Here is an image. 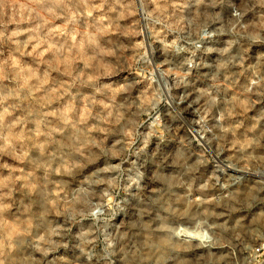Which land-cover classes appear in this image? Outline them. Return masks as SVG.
Instances as JSON below:
<instances>
[{
  "label": "clouds",
  "instance_id": "obj_1",
  "mask_svg": "<svg viewBox=\"0 0 264 264\" xmlns=\"http://www.w3.org/2000/svg\"><path fill=\"white\" fill-rule=\"evenodd\" d=\"M188 7L187 0H0V264H14L18 238H31L40 257L51 256L53 237L63 239L65 231L81 241L86 264L98 242L115 258L110 264H184L181 254L195 256L196 264L264 262V197L240 204L231 194L219 200L206 194L219 177L204 158L206 145L215 142L216 161L244 168L257 160L256 149L264 147V115H258L264 74L244 56L235 61L237 78L219 82L232 93L223 110H214L218 97L210 104L175 87L190 73L172 67L169 53L194 56L188 45H201L191 35H215L188 19ZM232 16V31L251 28L252 44L264 43V0H248ZM173 110L194 122L195 136L173 119ZM170 137H187L184 146L195 156L187 172L203 180H192L177 198L169 193L182 185L169 181L165 192L147 164ZM227 167L237 171L231 162ZM139 193L150 205L142 231L121 229L123 204ZM37 196L44 199L41 215L63 223L33 236V218L21 221L16 212L30 210ZM56 251L64 254L61 246Z\"/></svg>",
  "mask_w": 264,
  "mask_h": 264
},
{
  "label": "rangeland",
  "instance_id": "obj_2",
  "mask_svg": "<svg viewBox=\"0 0 264 264\" xmlns=\"http://www.w3.org/2000/svg\"><path fill=\"white\" fill-rule=\"evenodd\" d=\"M187 3L189 5L186 10L188 19L195 17L196 23L206 25L205 30L207 32H215V35L200 40L193 33L190 38L196 40L201 45L200 49H195L194 45H188L190 49L195 51L194 56L190 52H181L178 55L175 52L169 53L172 67L182 72L190 73L186 78H177L174 85L178 88L194 91L196 95L208 100L210 104L212 97H218L219 104L214 110H223L225 101L230 99L232 93L227 91L219 82L224 81L226 76H230L233 79L237 78L240 69L237 67L235 61H238L241 56L246 58V65H258L260 72L264 74V56L259 55V53H264V43L252 44L251 37L248 34L252 31L251 28L248 30V33L239 28L237 31H232V25L236 19L232 16V12L243 11L248 0H187ZM249 48L252 49L251 52ZM225 49H228V51H225ZM233 57H235L234 61ZM188 59H191L193 62L191 68L185 62ZM229 61L232 62L229 63ZM250 74V72H247L244 76L239 77L241 85L247 83V76ZM85 91H88V89H85ZM209 93L211 95H208ZM258 115H264V113H258ZM172 116L173 119L182 120L184 127L191 128L193 136L197 134V127L194 122L185 120L176 110H173ZM176 131L179 132V129ZM175 139L179 140V146L171 152L167 151L166 146ZM186 139L187 137H170L164 144L159 145L155 152H150L147 160V164L156 169L152 179L159 182L165 192H168L167 184L169 181L173 185H182L181 188H172L169 195L175 193L173 198L187 193L192 180L195 179L197 183L203 182L202 179L198 178L195 170L192 173L187 172V165L193 163L195 156L190 145L184 146ZM206 149L204 158L212 159V162L215 164V175L219 177V183L215 180L212 181V184L215 185L214 188L205 189L206 194L216 195L218 200L226 194H231L235 197L236 202L240 204L245 203L249 197L257 194L260 197H264V191H259V189H264V147L256 149L254 155L257 157V160H254L250 167L244 168L236 164L235 161L223 159L216 161L214 159L217 151L215 142L207 144ZM195 155H200V153H196ZM144 162V158L142 157L141 163ZM230 162L237 169L236 172L228 169L227 165ZM195 167L199 168L200 165H196ZM166 168H172V173H167L165 171ZM224 183H228L229 187L226 189L221 187ZM253 185H255V188H252ZM193 192L194 194H201L195 190ZM226 202L224 201V203ZM27 204L28 201L25 200L24 205ZM149 206V201L144 197L143 193L130 195L128 202L123 204L125 209L123 215L126 219L120 225V228H133L134 231H142L141 225L143 221L141 217L142 215H146L144 210ZM44 210V199L42 196H37L30 210H25L22 207L20 211L16 212V216L21 221L31 216L33 218L32 234L36 236L41 232H50L63 223V218L56 217L54 214L41 215L44 213ZM259 219L264 220V217ZM64 227L67 228V225L65 224ZM81 231H83V226L81 227ZM109 231L112 232V229L109 228ZM53 239L56 241V246H61L64 254L61 255L56 251V246H52V255L44 258L35 252L31 238H18V255L14 264H86L85 258L79 254V249L77 248V245L81 244V241L76 238L73 232L65 231L63 239L60 236L53 237ZM63 243L67 244L66 249L62 248ZM102 248L103 244L98 242L95 247L97 255L93 259L92 264H110V259H115L114 257L108 258L101 251ZM34 255L37 258H34ZM244 255H247V253H244ZM184 259V264H196L195 256H186ZM200 264H204V261H201Z\"/></svg>",
  "mask_w": 264,
  "mask_h": 264
},
{
  "label": "bare ground",
  "instance_id": "obj_3",
  "mask_svg": "<svg viewBox=\"0 0 264 264\" xmlns=\"http://www.w3.org/2000/svg\"><path fill=\"white\" fill-rule=\"evenodd\" d=\"M180 258H181L182 261H184L185 260L184 258H186V254H181Z\"/></svg>",
  "mask_w": 264,
  "mask_h": 264
}]
</instances>
